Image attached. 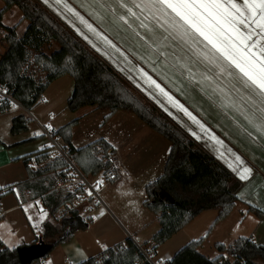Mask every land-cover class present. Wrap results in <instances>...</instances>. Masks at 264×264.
Returning a JSON list of instances; mask_svg holds the SVG:
<instances>
[{"label":"crops","instance_id":"obj_1","mask_svg":"<svg viewBox=\"0 0 264 264\" xmlns=\"http://www.w3.org/2000/svg\"><path fill=\"white\" fill-rule=\"evenodd\" d=\"M40 1L241 183L239 202L228 219L214 225L219 212H203L159 247L157 255L169 247L174 252L167 258L170 259L182 247L201 238H206V241L199 251L210 259L220 255L216 244L229 246L239 238H249L264 246V217L259 219L249 212L250 207L264 212V128L261 127V113L257 110L264 105L242 108L237 94L229 87V78L217 75L216 66L203 61L202 56L190 45L173 39L164 30L167 25L160 27L162 20L157 22L146 9L141 11L144 5L135 7L132 0H123L126 6H122L119 0H61L59 4L55 0H48L47 4ZM136 2L140 3V0ZM3 7L4 3L0 0V10ZM128 8H132L136 16L130 15ZM12 13L18 15L19 22L15 26L27 29L29 23L21 22L23 15L17 7L4 15L3 26L9 27L4 21ZM80 16L116 47L106 44L102 37L89 31L87 25L81 23ZM141 22L148 28L141 27ZM0 31L3 32L1 27ZM198 47L203 48V45ZM125 62L132 66L135 63L138 70L133 72ZM184 65L190 67L195 75L191 76ZM143 73L160 84L200 123L194 122L169 103L155 85L149 86L151 82H145L147 77ZM53 84L46 90L51 100L54 98L50 90ZM45 93L43 102L47 97ZM233 101H236L235 107L231 106ZM108 113V110H96L93 107H84L75 112L74 116L80 121L73 129V146L80 149L100 139L112 146L113 168L118 176L117 181L120 180L116 188L125 186V202L114 197L106 202H98L91 210L93 221L89 227L76 232L69 242L57 247L49 255L46 264H66V257L70 260L69 264H80L90 258H98L117 245H124L127 240L133 241L139 248L149 245L147 248L153 249L150 240L159 231L160 225L157 217L144 206L147 199L145 189L163 174L171 144L128 111L117 112L101 128V121ZM7 114L0 116V243L6 248L17 249L34 244L36 236L42 237L43 232L38 234L37 226L43 227L51 218L44 203H40L42 197L35 198L30 191L19 187L28 179L23 158L32 155H24V152L26 145H30L26 144L27 140L33 137L28 139L24 138V134L12 135V120L16 115L9 117ZM192 133H196V136ZM235 155L242 158L244 165H238ZM36 158L33 156L29 161L32 170L46 165L38 163ZM245 165L253 171L246 180H241L238 171ZM7 187L11 192L3 191ZM17 221L28 225L32 234L28 230L26 235H21ZM208 247H212L215 253L207 254Z\"/></svg>","mask_w":264,"mask_h":264},{"label":"trees","instance_id":"obj_2","mask_svg":"<svg viewBox=\"0 0 264 264\" xmlns=\"http://www.w3.org/2000/svg\"><path fill=\"white\" fill-rule=\"evenodd\" d=\"M1 1L4 3L0 10V27L4 32L1 42L6 45V49L5 53L0 54V84L7 86L13 97L26 109L31 110L37 105L38 99L51 84L69 76L74 81V88L67 101L68 111L75 113L84 107L108 110L102 127L117 112L128 111L170 142L171 148L163 174L145 189L147 199L144 206L157 217L160 225L159 231L150 240L153 244L152 252H157L159 247L205 211L219 212L214 225L231 216L239 202L241 183L225 166L140 93L40 0ZM13 7L21 10V22L29 23L22 37L17 33L18 25L3 26L4 15ZM51 43L58 44L59 50L50 56L42 53V48ZM30 50L36 52L34 63L46 74L44 79L38 80L25 72V67L31 60ZM79 121L80 118H76L60 127L56 136L65 141L72 160L85 176H96L109 171L113 168L109 159V152L112 154L113 148L104 139L80 149L73 146V129ZM27 131L29 127L25 116H15L11 134L20 135ZM33 156L37 157L38 163L47 164L38 170H32L29 161ZM23 159L28 179L19 187L30 191L35 198L42 197L50 214L51 220L44 223L43 236L40 238L46 244L41 258L48 259L57 247L69 242L76 232L86 230L92 221H85L77 209H71L70 215L61 218L60 222L55 218L61 208L72 203L76 197V193L62 195L52 192L54 176H66L68 173L66 162L59 158L50 161V156L44 150ZM161 192H167L175 202L162 199ZM249 212L259 219L264 217V212L260 209L250 207ZM40 239L36 238L34 244ZM205 241L206 238L191 241L172 258L167 259L166 264L264 263V246L249 238H239L229 246L216 244L215 248L220 255L215 259H210L199 251ZM225 254L233 258L234 262L231 263ZM0 264H21L17 249L6 248L0 243ZM32 264L40 262L36 260ZM80 264L151 263L133 241L127 240L124 245H117L98 258H90Z\"/></svg>","mask_w":264,"mask_h":264},{"label":"snow or ice","instance_id":"obj_3","mask_svg":"<svg viewBox=\"0 0 264 264\" xmlns=\"http://www.w3.org/2000/svg\"><path fill=\"white\" fill-rule=\"evenodd\" d=\"M43 2L47 4L48 0H43ZM55 2L59 4L61 0H55ZM119 2L122 6H126L123 0ZM132 3L138 8L144 5L141 11L146 9L157 22L162 20L160 27L164 28L167 25L164 30L173 39H179L190 45L202 56L203 61L216 66L217 75L229 78V87L237 94L242 108L248 105L252 108H256L257 104L264 105V0H140V3L132 0ZM127 11L130 15L136 16L132 8H128ZM76 15L79 16V13ZM79 19L81 23L87 25L89 31L102 37L106 44L116 47L107 37H103L91 24H88L82 16ZM121 19L125 18L121 17ZM141 27L148 28V25L141 22ZM76 30L80 32L79 29ZM80 34L83 35V33ZM84 39L88 40V37L84 36ZM89 43L92 41L89 40ZM198 45H203V48H199ZM92 46L96 47L95 44ZM184 67L191 76L195 75L190 67L187 65ZM140 71L143 72L142 69ZM143 75L147 77L145 82L150 81L149 86L155 85L159 92L167 97L169 103L178 107L194 122L200 123L160 84L147 76V73ZM156 102L159 103L158 100ZM231 106L235 107L236 101H233ZM161 107L164 106L161 105ZM164 110L168 111L167 108ZM257 110L261 113V127L264 128V107ZM168 114L172 115L170 112ZM253 115H255L254 112ZM47 127L51 128V125ZM200 127L204 128L202 124ZM192 135L196 136V133ZM196 138L199 139L198 136ZM217 142L222 143L219 140ZM235 161L238 165H244V161L238 155H235ZM252 171L253 169L246 165L241 167L238 171L239 178L246 180ZM97 183H102V181Z\"/></svg>","mask_w":264,"mask_h":264},{"label":"rangeland","instance_id":"obj_4","mask_svg":"<svg viewBox=\"0 0 264 264\" xmlns=\"http://www.w3.org/2000/svg\"><path fill=\"white\" fill-rule=\"evenodd\" d=\"M4 22L9 27L15 26L19 22L17 13H12L9 19ZM25 23L28 24V22H25ZM25 30L26 28L19 26L17 30L19 37L23 36ZM3 35H4V32L0 31V54L5 53V49H6V45H3V43L1 42ZM57 50H59V45L56 43H51L42 48V53L50 56L52 53H54ZM30 54H31V60L28 66L25 67L26 74L31 75L38 80L44 79L46 74L42 71L40 67H37L36 64L34 63V57L36 55V52L34 50H30ZM125 63L130 66L133 72L134 71L136 72V70H138V66L135 63L133 64V66L130 63H127V62ZM73 88H74L73 79L69 76L63 77L60 80H58L56 83H54L50 89L52 91V94L54 95L53 100L48 98L49 95L46 92L45 94L47 97H46L45 102L37 103L35 107H33L31 110H28V112H25L24 116L28 120L29 131L25 132L26 134L23 133L24 138L29 139L30 137H33V139L27 140L28 143L26 144H30V145H26L24 155L38 153L40 151H43L46 147H49L51 145L48 137L43 132L42 126L48 129L49 131H57L60 127L68 124L69 122L77 118L74 116V113H71L67 109V101L72 95ZM7 115H9V117L15 116V114L13 113H9ZM102 123L103 121H101V128H102ZM48 125H51V128L47 127ZM34 133H40V135H37L36 137H34ZM50 158L51 160H54V157L50 156ZM109 159L111 160V164L113 166L112 156H110ZM44 164H47V163H44ZM110 170L112 169H109V171ZM119 181L120 180L111 182V183L109 182L105 190H102V188H100L99 186L94 185V189L99 194L98 201L106 202L107 199L109 200V198L114 197L120 200L121 202H125V191H126L125 186L116 188V185L119 183ZM129 197L127 198V200L129 199ZM72 206H74V204H72ZM65 208L66 209L62 208L57 213V216H55L56 220H58L57 222H60L61 218L70 215V212H69L70 209L68 207H65ZM83 209H84V206L81 204L78 210L82 211ZM34 221H37V218L36 219L34 218ZM16 224H18L17 227L21 235H26L28 233V230L32 234L31 229L25 223L22 224V222L17 221ZM37 227H38V234L40 232L42 233L43 231H39V226ZM226 243L229 244V241H226ZM148 246L149 245L142 246V249L146 250L148 249L147 248ZM171 251L172 250L169 249L168 247L167 249H163L158 255L156 252L155 253L153 252L151 255L153 256L154 263L155 264H165L162 259L163 257L167 259L170 255H172L170 253H174V252H171ZM206 253L209 255H212L215 253V251L212 247H208V250ZM225 256H227L228 260H231V257L229 255L225 254ZM257 263L264 264L261 261H257Z\"/></svg>","mask_w":264,"mask_h":264},{"label":"built area","instance_id":"obj_5","mask_svg":"<svg viewBox=\"0 0 264 264\" xmlns=\"http://www.w3.org/2000/svg\"><path fill=\"white\" fill-rule=\"evenodd\" d=\"M44 100L45 95L42 94L38 99L37 103H41ZM13 105H16V107H13ZM25 112H28V109H26L17 99L13 97L12 93L10 92L7 86L0 84V116L7 113H13L18 116L24 115ZM42 129L51 143L49 147H46L44 149V152L47 153L49 156L54 157V159L60 158L68 165V173L66 176H54L55 183L52 192L56 191L62 195L68 193H76V197L72 201V203L68 204L65 207H68L70 210H78V208L82 204L84 206V209L82 211L78 210L79 215L87 222L93 221V215L91 210L99 202V194L94 189V185H97L101 188L106 187L109 182L111 183L117 181L118 176L116 172L112 168V170L107 172H101L96 176H85L72 160L69 154V147L67 146L65 141L62 138L56 136V131H49L44 127H42ZM109 155H112L111 152H109ZM98 181H102V183L98 184ZM3 191L5 193H8L11 192V189L7 187ZM89 192H91V195H89ZM40 203L43 204L42 199H40ZM72 204H74V206H72ZM65 207H63V209H66ZM39 231H44L42 226L39 228ZM36 237L37 239L41 238L39 236ZM139 249L151 264H155L153 261V256L151 255L153 253L151 248H148L146 250H143L142 248ZM162 260L166 264L167 259L163 257ZM39 262L40 264H46L47 259L40 258ZM69 262V258L66 257L65 263L69 264ZM230 262L233 263L234 259L231 258Z\"/></svg>","mask_w":264,"mask_h":264},{"label":"water","instance_id":"obj_6","mask_svg":"<svg viewBox=\"0 0 264 264\" xmlns=\"http://www.w3.org/2000/svg\"><path fill=\"white\" fill-rule=\"evenodd\" d=\"M161 198L174 203V199L167 192H161ZM46 244L40 239L37 244H32L25 247L17 248L18 258L21 264H32L34 261L39 260L45 250Z\"/></svg>","mask_w":264,"mask_h":264}]
</instances>
